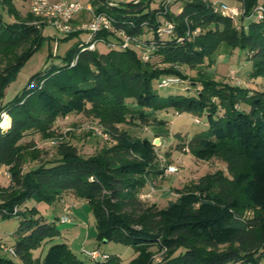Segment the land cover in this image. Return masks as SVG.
I'll return each mask as SVG.
<instances>
[{
  "label": "trees",
  "instance_id": "16d2710c",
  "mask_svg": "<svg viewBox=\"0 0 264 264\" xmlns=\"http://www.w3.org/2000/svg\"><path fill=\"white\" fill-rule=\"evenodd\" d=\"M16 1L0 0V55L5 59L0 66L1 96L8 80L46 39L44 26L34 23L32 13L22 16ZM92 1L97 13H107L130 35L141 38L153 31L154 40H145L154 45L152 59L144 62L133 49L83 50L88 44L78 41L67 50L62 65L34 76L31 81L37 85L0 106V123L3 113L12 120L9 128L0 127V167H7L11 177L8 187H0V215L4 219L23 215L14 247L17 256L23 264H120L110 255L107 261H81L66 243L53 244L44 256H34L33 251L59 231L35 207L15 214L14 209L31 200L52 205L74 195L93 208L100 239L140 253L131 264H262L264 91L217 81L199 67L206 63L211 67L225 45L246 51L251 77H264V17L238 28L233 19L215 12L208 0H176L183 3L177 13L171 11L174 3L164 6L166 0L156 9L150 8L151 0L115 5ZM233 1L242 3L246 15L260 5V0ZM5 13L15 21H7ZM161 17L176 26L165 40L156 33ZM79 35L75 31L65 39ZM101 37L111 41L108 32L97 35ZM49 57L57 55L51 51ZM183 67L199 70L190 78ZM164 76H179L192 86L187 93L161 96L157 89ZM169 109L206 116L208 129L187 146L199 160L223 159L231 178L223 172L205 175L192 188L177 189V198L159 208L140 199L150 179L164 176V169L155 168V138L136 137L120 125H167L157 112ZM73 113L93 114L112 144L84 156L77 146L63 142L56 158L25 170L23 152L35 145H24L26 136L33 131L49 136L59 118ZM250 208L256 210L253 217L246 216ZM153 247L165 250L162 261L155 260ZM0 264L14 262L0 255Z\"/></svg>",
  "mask_w": 264,
  "mask_h": 264
},
{
  "label": "rangeland",
  "instance_id": "374dc122",
  "mask_svg": "<svg viewBox=\"0 0 264 264\" xmlns=\"http://www.w3.org/2000/svg\"><path fill=\"white\" fill-rule=\"evenodd\" d=\"M59 1V0H51ZM68 1H81L87 4L90 0H68ZM92 1V0H91ZM107 2H113L114 4L124 3V0H106ZM139 1V0H137ZM132 0L131 2H137ZM165 0H151L150 8L156 9ZM165 1L164 6H171L172 3ZM213 2H219V0H208ZM230 4L242 3L233 0H225ZM31 0H17L16 5L20 10L22 16L26 17L28 13H31L30 9ZM93 2V1H92ZM263 0H260V5ZM183 3L176 2L171 6V11L177 13L182 8ZM93 10L95 6L93 4ZM243 7V5H242ZM91 12H82L75 20V28L82 27L85 23H89L91 20ZM245 14V10H244ZM85 16L84 22H79L77 19L81 16ZM251 15V14H250ZM240 17L238 19V25L248 24V16ZM5 19L9 22H14L15 18L5 13ZM161 22L165 21V17H161ZM35 24L39 27L44 26L41 24L39 18H36ZM81 33L76 38L66 40L67 35L58 33L54 28L50 26H44L43 36L46 38L38 51H36L21 68L15 72L12 78L8 80L2 96L0 95V106H5L16 99L19 95H22L24 91L30 86L37 85L36 80H32L34 76H38L51 71L53 66H59L63 64V57L69 48L77 44L78 41L86 42L88 34L85 33V29H78ZM170 35H165L162 40L168 39ZM145 41H153L155 33L153 31H146L141 36ZM222 47V46H221ZM107 46L98 45L99 51H106ZM53 52L57 57H49L50 52ZM152 59V58H151ZM154 62L156 58H153ZM215 63L209 67L208 63L200 66V69L208 70L211 72L212 77L217 81L227 82L232 85H238L249 90L264 91V77L253 78L251 77L252 64L248 58L246 51L236 49L234 51L227 46L222 47L215 55ZM5 65V59L0 55V66ZM198 69H190L183 67V72L190 78L196 76ZM236 73V78L230 77V72ZM192 86L190 80L186 81L182 86H173L165 89H157L161 96L167 97L169 95H176L179 93H187V88ZM192 92H196V89L192 87ZM244 107V106H243ZM5 113L2 114V116ZM157 115L168 121L167 125L153 126L149 125H135L134 123L127 122L120 125V128L128 130L131 134L140 138L154 139V144L157 146L158 160L155 164L157 170H163L168 165H178L180 171L177 174L160 177H153L148 181L144 192L152 191V196L149 199L144 200L147 205H157L159 208H165L170 200H175L177 196V189H190L192 186L199 182L200 178L213 174L216 172H223L231 178L227 170V163L220 157H214L209 160H199L195 153L191 150L187 143L200 132H204L208 129L206 124V116H197L189 113L177 114L172 109L159 111ZM201 120L198 123L196 119ZM100 127L105 130L104 126L93 114L90 113H73L67 117L59 118L55 125L48 131L49 136L43 137L42 134L37 132H30L26 138L22 141L24 145L32 142L35 145L33 148L24 151V157L26 159L25 170H30L38 167L40 164L49 160H53L57 157V147L67 142L77 146L79 152L84 156H91L100 153L105 147L112 144V139L104 140L100 136L96 135V132L92 127ZM160 140V141H158ZM11 184V177L7 167H0V187H8ZM66 198L55 204H48L45 202L38 203L34 200L27 202L23 207H16L14 214L18 212L28 211L31 208H36L39 211V215L44 216L48 222H54L59 233L56 237L45 242L40 248L33 251L35 257L40 255L44 256L48 249L57 243H66L72 253L77 259L88 262L89 259L83 253V249L88 251L98 250L102 254H108L113 258H117L120 264H131V262L138 258V253L133 247L118 243L116 241H104L99 238V231L96 223L95 214L91 205L81 198ZM69 203L72 207V214L70 221L66 224L60 223V218L64 214V204ZM256 214V210L250 208L246 211L247 217H253ZM59 218V219H58ZM23 215L18 217L4 219L0 215V243H4L8 247H15L17 242V230L19 229ZM106 240V239H105ZM152 251L155 252V260L162 261L165 255L164 251H160L158 247H153ZM0 255L11 259L14 264H23L22 260L18 256H13L0 249ZM264 264V260L262 262Z\"/></svg>",
  "mask_w": 264,
  "mask_h": 264
},
{
  "label": "built area",
  "instance_id": "2783aa9c",
  "mask_svg": "<svg viewBox=\"0 0 264 264\" xmlns=\"http://www.w3.org/2000/svg\"><path fill=\"white\" fill-rule=\"evenodd\" d=\"M176 0H168L167 3H172ZM111 5H115L111 3ZM93 2L90 0L87 4H84L81 1H68V0H31L30 9L31 13L39 18L41 24L44 26H50L58 33L64 35H69L72 32L85 29V33L88 34L86 42L88 46L84 47L83 50H96L98 45H105L107 47L119 48V49H133L136 50L141 56L144 62H149L152 58L154 51L153 43H146L142 38L134 35H130L124 28L117 25V21L108 15L105 12L97 13L93 10ZM215 12L222 14L223 16L230 17L234 20L236 26L238 25V19L243 17L244 8L239 4H229L224 1L213 2L212 4ZM84 11L91 12V20L89 23H85L82 27L75 28L74 20ZM264 17V6L263 4L259 5L253 13L248 16V20H259ZM176 26L175 23L165 19L164 22H161L157 28V36L159 39L165 35H173L175 32ZM101 32H108L111 35V41L107 42L105 38H97V35ZM230 77L232 79L236 78V73L234 71L230 72ZM185 81H183L179 76H164L159 81V88L165 89L173 86H182ZM198 123H201V120L196 119ZM1 127V126H0ZM2 128V127H1ZM4 129V128H2ZM96 132V135L100 136L104 140H110L111 136L102 128L96 126L92 127ZM180 171L178 165H168L164 169V176H169L177 174ZM153 191V189H152ZM152 191L140 193V199L143 201L151 198ZM177 196V194H175ZM72 214L71 204H64V214L60 218L61 224H66L70 221V216ZM0 249L10 253L13 256H17L16 250L14 247H8L4 243H0ZM83 253L87 258L93 262L107 261L110 256L108 254H102L98 250L88 251L83 249Z\"/></svg>",
  "mask_w": 264,
  "mask_h": 264
},
{
  "label": "bare ground",
  "instance_id": "6f19581e",
  "mask_svg": "<svg viewBox=\"0 0 264 264\" xmlns=\"http://www.w3.org/2000/svg\"><path fill=\"white\" fill-rule=\"evenodd\" d=\"M11 121H12L11 117L7 113H5L3 115V119L2 122L0 123V126L4 129H7L11 126Z\"/></svg>",
  "mask_w": 264,
  "mask_h": 264
},
{
  "label": "crops",
  "instance_id": "0c3cea01",
  "mask_svg": "<svg viewBox=\"0 0 264 264\" xmlns=\"http://www.w3.org/2000/svg\"><path fill=\"white\" fill-rule=\"evenodd\" d=\"M131 1H132V0H124V3H128V2H131ZM136 1H137V0H136ZM219 1H224V0H219ZM112 3H113V2H112ZM181 10H182V9H180L179 12H181ZM83 17H85V16L81 15V16L77 19L78 23H79V22H80V23H81V22H84V18H83ZM224 46H225V45H224ZM224 46H222V47H224ZM222 47H221V48H222ZM225 47H226V46H225ZM221 48H220V49H221ZM66 198H75V197H74V195H67V196H65L63 199L66 200ZM58 219H59V218H58Z\"/></svg>",
  "mask_w": 264,
  "mask_h": 264
},
{
  "label": "water",
  "instance_id": "95a60500",
  "mask_svg": "<svg viewBox=\"0 0 264 264\" xmlns=\"http://www.w3.org/2000/svg\"><path fill=\"white\" fill-rule=\"evenodd\" d=\"M158 141H160V140H158Z\"/></svg>",
  "mask_w": 264,
  "mask_h": 264
}]
</instances>
